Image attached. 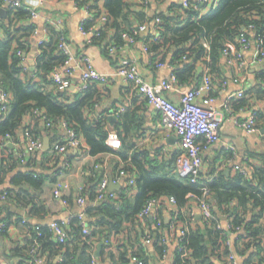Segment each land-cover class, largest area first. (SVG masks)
<instances>
[{"label": "trees", "instance_id": "1", "mask_svg": "<svg viewBox=\"0 0 264 264\" xmlns=\"http://www.w3.org/2000/svg\"><path fill=\"white\" fill-rule=\"evenodd\" d=\"M99 1L75 0L79 9L88 8L91 15L85 19L84 29H97L92 44H100L109 31H114L115 42L106 46L109 54L112 46L121 49L126 45L124 33L132 34L137 26L159 18L156 24L159 39H153L148 34L139 36L137 40H145L151 53L167 45L174 46L177 59L187 58L194 63L201 61L208 68L212 81L220 84L230 79L226 74L224 50L239 48L238 37L243 27L254 25L256 34L264 41V0H218L216 7L204 14L192 6L173 3L165 11L158 10L152 18L144 11L150 7L151 1L145 7L133 0H105L104 10L99 7ZM164 1L156 0L157 4ZM191 4L199 5L193 1ZM3 6L4 2L0 0V9ZM102 17H106L104 23L100 20ZM7 18L8 25H3L6 37H0V91L10 94L11 102L7 113L0 115V144H5L8 136L14 140L20 130L42 138L25 124L29 116L43 121L47 129L66 123L87 144L91 155L119 156L121 162L118 167L122 163L124 165L111 179L124 172L127 176H134L135 182L126 191L115 192L118 194L116 199L96 202L97 193L92 191L89 200L86 199L83 213L68 223L58 222L67 232L65 242L59 241L50 226L32 224L27 218L29 222L23 224L27 244L12 249L11 257L18 256L21 260L19 264H34L39 257L44 264H97L100 261L104 263L107 254L109 264H132L134 260L150 264L152 252L145 244L146 239H152L154 250L161 256L167 253V241L161 229L163 224L157 221L159 228H154L148 219L142 221L139 214L153 199L164 203V199L172 198L178 208L175 226L185 232L180 240L176 264H229L233 252L242 256V249L243 252L250 250V255L241 264H264V163L251 162L252 177L240 171L230 175L219 171L212 182L201 179L194 184L190 178L178 176L174 165L179 153L166 161L160 151L151 156L147 150L137 146L142 124L138 114L121 113L113 124L105 113L94 114L106 94L104 89L91 85L77 93L59 90L50 75L67 59L59 49L61 41L66 40L64 33L52 30L50 40L39 44L37 65L32 71L24 65L25 59L19 54L26 51L29 38L36 32L34 25L27 23L32 19L31 10L26 6L8 10ZM183 69L177 75L181 80L185 73H189L190 78L195 74L193 64L185 65ZM260 78L264 82V71ZM243 99L238 101H241V108L244 107ZM254 113L258 126L264 127V113ZM47 123L52 127H48ZM111 130L116 131L121 141L118 150L112 146ZM48 155L53 160L56 153L51 151ZM18 161L21 158L10 147L0 149V184L3 181L1 174L13 170ZM103 177H100L97 186ZM46 180L45 175L35 171L19 172L12 179V188L0 191V196H6V201L0 204V224H5L0 236L8 233L13 222L21 224L24 220L19 215H12L8 209L9 201L31 208V217L48 214L42 198ZM202 182L206 184L202 185ZM134 186L138 187L139 193L132 200L129 194ZM203 199L210 203L215 218L211 220L202 216L200 224L190 209V201L198 204ZM65 202L68 204L67 198ZM82 215L84 218H81ZM223 221L229 223L230 230L223 227ZM143 224L150 227L149 233ZM85 226L88 233H85ZM238 227L243 228L244 233L238 235L230 247L227 241L231 240V232ZM114 237H118L117 240L113 241ZM103 241L97 258L95 252ZM57 257L61 260L55 262Z\"/></svg>", "mask_w": 264, "mask_h": 264}, {"label": "crops", "instance_id": "2", "mask_svg": "<svg viewBox=\"0 0 264 264\" xmlns=\"http://www.w3.org/2000/svg\"><path fill=\"white\" fill-rule=\"evenodd\" d=\"M104 1H99V7L104 10ZM184 0H165L163 3L157 4L156 0H151L149 8H145L148 17H154L158 10L165 11L173 3L181 5ZM196 2L197 0H190ZM218 1V0H217ZM5 8V5L3 6ZM38 18L30 19L27 23L33 24L36 32L29 38L27 49L23 53L25 59L24 65L34 70L37 65V57L40 53V42L49 41L52 30L62 32L66 36L69 47L77 57L78 65L75 68L72 86L67 90L69 93L80 92L76 87L80 83L81 74L85 69L82 57H90L97 70L109 78V83L102 86L99 83H92L104 89L106 94L102 97L99 106L94 114L105 113L109 119L113 113L121 107H125V112L130 114H138L141 119V128L138 132L137 146L147 150L151 156H155L159 151L162 157L169 161L176 154L181 152V145L179 138L171 131L165 129L161 124L160 115L158 111L148 104L146 99L142 97L134 88L132 83L116 76V71L120 64L124 61L135 62L148 83L153 85H160L164 81H170L173 75H178V72L183 71L184 66L193 64L195 74L192 78L189 73L183 74V80L179 79L178 83L173 84L172 88L161 91V95L175 104H180L183 94L192 87L202 84L204 76L207 72L206 65L201 61L193 62L187 58L177 59L175 56L176 48L167 45L157 52H149L144 50L142 40L132 45H124L116 55H109L107 45L115 42L114 31H109L100 44H92V37L84 35L80 29L81 22L89 18L91 15L87 13L84 8H78L75 0H46L44 4L37 7ZM209 7L203 8L201 14L206 13ZM6 19L0 18V37H6V32L3 25H8ZM100 25V24H99ZM98 28V27H97ZM146 35V34H144ZM252 45L246 53L247 60L250 65L249 76L244 83H235L233 79V69L228 65L226 58L224 64L227 71V76L230 78L226 86L220 84L218 81L213 82V88L198 97V102L206 96H212L216 99L215 106L223 113V105L230 98H233L234 108L232 114L229 116L224 113V122L221 126V141L207 147L203 150L204 168L202 172V179L217 176L219 171L230 170V174H235L240 171L248 173L252 177V163H264V134L248 133L244 129L235 125L236 119H247L253 112L260 111L264 113V82L260 78L264 71V61L259 63L257 58L259 55V45L255 40V34L251 33ZM33 62V64H32ZM33 71V70H32ZM90 85V86H91ZM93 89V88H92ZM244 91L245 96L244 107H240L241 101L238 103L237 93ZM263 92V93H262ZM247 104V105H246ZM122 113V114H123ZM93 114V115H94ZM116 116V115H115ZM117 120L119 116H116ZM25 124L36 135H39L49 140L51 149L49 151H38L33 154L26 155V161H18L17 166L7 173L1 174L3 181L0 184V191L12 188V179L19 172L35 171L46 176L47 180L44 186L42 198L46 202L48 214L39 215L36 217L30 216L31 208L22 207L13 201L8 202V209L12 215H19L22 218H29L30 222L35 225L49 226L52 222L68 223L76 215L83 213L85 208L78 203L80 197H85L89 200L92 191H96V184L100 177H112L119 167L121 162L118 155L102 154L93 156L89 152L86 143L83 142V147H70L63 153H57L52 160L48 153L53 151V147L57 143L65 142L68 139V133L62 126H56L50 129L45 127V123L41 120H36L33 116L26 118ZM116 131L111 130V141L114 149L121 148V141L117 137ZM234 145L238 151L239 157L232 163L227 164V161L232 157V153L228 150L227 145ZM11 151L19 157L21 154H27V144L24 130H20L14 140H10L7 145ZM231 155V156H230ZM230 156V157H229ZM252 156V157H251ZM229 157V158H228ZM237 164V168L233 165ZM121 166V167H122ZM176 170V163L174 165ZM228 174V175H230ZM101 175V176H100ZM99 176V177H98ZM134 176H124L123 179L117 183L120 185L119 189L114 192L126 191L129 187V179ZM66 185L68 188H66ZM135 185V184H134ZM60 188L62 196L55 198V190ZM132 191V192H131ZM129 194L130 199L137 198L139 193L138 187L134 186ZM68 199V204L65 202ZM116 198L118 194L116 193ZM164 203H160L153 214L148 217L150 225L154 228H159L157 221L163 224L161 227L163 236L167 241V253L164 256L158 254L152 243L145 244L151 249L152 259L150 264H176L178 250L181 240V227L171 228L173 221V213L178 210L176 203L171 202V199H164ZM190 209L195 213L197 220L200 221L202 215L194 200L190 201ZM16 217H13L15 220ZM200 224L202 222L200 221ZM146 232L149 233V228L143 224ZM228 222L223 221V227L227 228ZM244 233V231L240 232ZM232 236L231 239L235 241L238 237ZM118 237H114L113 241ZM123 238V236H120ZM28 237L25 232L23 224H16L13 222L8 229L6 235L0 236V260H8L10 264H19L21 261L18 256L13 255L12 249L15 247H24L27 244ZM243 248V247H242ZM241 248V249H242ZM250 251V250H248ZM243 252L240 264L250 255V252ZM245 253V254H244ZM105 262L101 264H109L108 255H105ZM57 257L55 262L60 261ZM98 263V262H97ZM132 264H140L139 261L134 260Z\"/></svg>", "mask_w": 264, "mask_h": 264}, {"label": "built area", "instance_id": "3", "mask_svg": "<svg viewBox=\"0 0 264 264\" xmlns=\"http://www.w3.org/2000/svg\"><path fill=\"white\" fill-rule=\"evenodd\" d=\"M45 1L46 0H3L7 10H16L22 6H26L31 10L32 19L38 18L37 7H40ZM150 1L151 0H133V2L136 4L145 7H148ZM196 2L199 3V5L191 4L190 0H184L182 4L184 7L192 6L201 13V10L204 6L209 7L210 9L216 7L218 3L217 0H197ZM84 9L87 11V13H89L88 8ZM100 20L104 23L106 21V17H102ZM84 21L85 19L80 25L82 33L84 35L94 37V35L97 33V29L91 28L89 31L85 30ZM159 21V18H157L152 23H144L139 25L133 30L132 34L124 33L123 39L128 45L138 42L139 40H137V38L144 34H151L153 39H159L160 33L156 26ZM251 33L255 34V40L259 45V55L257 60L259 63L264 61V41L261 38L262 36L256 34V27L254 25L243 27L238 37L239 48L237 49L236 47H228L224 50V57L226 58L228 65L235 71V75L232 79L235 83L246 82L250 73V65L247 60L246 53L249 51L252 45V39L250 37ZM41 43L42 41L40 44ZM59 49L62 54L67 57V59L63 65L58 67L50 75V78L54 81L59 90L65 91L72 86L75 68L78 65V61L77 57L73 55L67 40L61 41ZM119 50L120 49H118L116 46H112L109 49V54L114 56ZM144 50L148 51L146 44H144ZM19 54L23 55L22 52H19ZM82 61L85 65V69L81 74L80 83L76 86L79 91H85L92 83H99L102 86H105L109 83V78L97 70L90 57H82ZM208 71L209 70L207 68V72L204 76L202 84L196 85L186 91L181 97L180 104L178 105L160 94L161 91L172 88L173 84L175 85L178 83V78L176 75H173L170 81H164L160 85H153L145 80L135 62L124 61L120 64L116 71L117 77L132 83L136 91L146 99L148 104L153 106L158 111L163 127L173 132L179 138L181 152L178 154L176 159V173L182 178H190L191 182L194 184L199 183V181L202 179L201 176L204 168L203 150L221 141V126L225 119L224 113H227L230 116L233 112L232 103L234 97H230L223 105V110L225 111L224 113L215 106L216 99L210 95L204 97L202 101L198 102L197 99L199 96H202L204 93L209 92L213 88V81L208 74ZM228 82H223L222 85L226 86ZM244 96V91H240L237 93L236 97L238 99H242ZM10 102V94L0 91V115L2 113H7ZM124 110L125 107H121L113 114L119 116L124 112ZM43 119L46 120V117H43ZM234 123L236 126L244 129L248 133L254 134L261 132V127L258 126V121L254 112L247 119H236ZM47 125L48 127H52L50 123H47ZM61 126L65 128L69 137L65 143H57L54 145V153H63L70 147H83V142L75 133V131L70 129L66 123H62ZM24 134L27 144V154L19 155L22 162L26 161V155L29 153L33 154L38 151H42L44 147L42 138L34 137L28 131H26ZM9 142L10 138L8 136L5 144H0V149L4 146L6 147ZM227 148L232 153V157L227 161V164H230L234 162L239 157V155L234 145L228 144ZM236 165L237 164L233 166L237 168ZM124 176H126L124 172H121L114 179L104 176L97 186L96 202H100L105 199H116V193L109 189V185L111 182L114 184L119 183ZM213 180L214 177H211L207 179V182L210 183ZM134 183V179L129 180V186L134 185ZM201 184L204 185L206 182H202ZM66 188H68L67 185ZM54 196L55 198H60L62 196V190L60 188H56ZM4 201H6V196H0V204H2ZM171 202L175 203L174 199L171 198ZM78 203L83 208L87 206V201L85 198H79ZM160 203L161 202L157 199L149 201L140 212V219L142 221H146L148 217L153 214L154 210ZM197 206L201 212V215L205 219L212 220L215 218L211 211L210 203L205 199L200 201ZM193 215H195L194 212ZM81 218H84V215H82ZM177 218L178 212L175 211L173 213V221L171 223V228L173 229L176 228L175 223L177 222ZM28 222L29 220L24 218L22 224H26ZM49 226L55 232L59 241L65 242L67 238V232L63 226L58 222H52ZM3 227H5V224H0V231L3 229ZM36 228L39 229L38 227ZM226 229H231L229 223ZM241 231L243 232V228H236L234 232H231V237L238 235ZM85 233H88V228L86 226ZM184 235L185 232L181 230V238ZM151 242L152 239L148 237L146 239V243L149 244ZM232 242L233 239L227 241V245L232 247ZM241 259L242 256H239L233 252V254L229 257V264H240ZM44 263L45 262L41 257L36 258L34 262V264ZM0 264H10V262L8 260H0Z\"/></svg>", "mask_w": 264, "mask_h": 264}, {"label": "water", "instance_id": "4", "mask_svg": "<svg viewBox=\"0 0 264 264\" xmlns=\"http://www.w3.org/2000/svg\"><path fill=\"white\" fill-rule=\"evenodd\" d=\"M0 17H2V18H7V17H8V10H7L6 8H1V9H0ZM32 64H33V62H32ZM32 70H34V65H33V67H32ZM109 121L113 124L114 122L117 121V117H116L115 115H111V116L109 117ZM261 132L264 134V128L262 129ZM43 149H44L45 151H49V150L51 149V145H50L48 139H45ZM225 173H226L227 175L230 174V170H225ZM119 188H120V185H118V184H114V183H112V182H111L110 185H109V189H110L111 191H114V190L119 189ZM103 244H104V241L98 245V248H97V250H96V252H95V257L98 258V257L100 256V253H101V250H102ZM97 264H101V263L98 262Z\"/></svg>", "mask_w": 264, "mask_h": 264}, {"label": "rangeland", "instance_id": "5", "mask_svg": "<svg viewBox=\"0 0 264 264\" xmlns=\"http://www.w3.org/2000/svg\"><path fill=\"white\" fill-rule=\"evenodd\" d=\"M263 128H264V127L261 128V131H262Z\"/></svg>", "mask_w": 264, "mask_h": 264}]
</instances>
